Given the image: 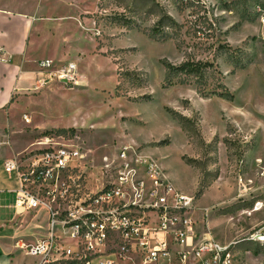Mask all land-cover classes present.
I'll return each instance as SVG.
<instances>
[{
	"label": "rangeland",
	"instance_id": "1",
	"mask_svg": "<svg viewBox=\"0 0 264 264\" xmlns=\"http://www.w3.org/2000/svg\"><path fill=\"white\" fill-rule=\"evenodd\" d=\"M19 1L44 18L36 23L46 32L44 45L34 46L36 61L73 62L81 79L12 99L0 113V131L10 134L1 138L0 154L8 158L12 150L24 161L43 136L83 140L79 170L86 188L97 190L110 176L101 158L111 160L129 144L194 197L199 237L236 242L239 264H264V244L244 240L264 229V13L255 11L264 0H153L178 25L175 39L166 40L148 36L157 17L143 12L152 3H140L136 28L128 30L112 20L124 10L108 0ZM221 44L229 51L218 52ZM228 53L244 68L233 70ZM184 57L211 62L232 100L202 97L192 85L162 88L161 61ZM179 116L194 122L189 133ZM19 224L31 232L36 225L29 215Z\"/></svg>",
	"mask_w": 264,
	"mask_h": 264
},
{
	"label": "built area",
	"instance_id": "2",
	"mask_svg": "<svg viewBox=\"0 0 264 264\" xmlns=\"http://www.w3.org/2000/svg\"><path fill=\"white\" fill-rule=\"evenodd\" d=\"M255 9L264 13V8ZM36 67L39 77L33 89L52 82L74 86L81 79L73 62L42 59ZM22 120L29 123L26 115ZM55 139H37L38 148L24 161L1 160L3 173L17 182L13 209H41L45 215L44 236L14 242L33 264H239L233 252L236 242L199 237L194 197L178 192L136 148L121 145L113 159L102 157L109 180L88 190L79 170L83 140ZM244 240L264 244V229Z\"/></svg>",
	"mask_w": 264,
	"mask_h": 264
},
{
	"label": "crops",
	"instance_id": "3",
	"mask_svg": "<svg viewBox=\"0 0 264 264\" xmlns=\"http://www.w3.org/2000/svg\"><path fill=\"white\" fill-rule=\"evenodd\" d=\"M37 11V7L28 8L25 2L0 0V113L6 112L12 106V99H19L28 93L27 91H33L35 81L39 77L33 51L34 46L39 42L44 45L46 32L36 24L37 21L44 19L41 16L37 17ZM57 43L58 41L53 43L54 46H58ZM57 51L58 48L54 50ZM9 135L2 129L0 140ZM11 152L13 153L11 156H14L15 153L12 150ZM3 157L6 156L0 154V264H31L34 259L17 252L14 242L17 237L33 241L44 236L45 215L41 209L21 213L13 209L17 182L12 176L3 173L1 168ZM163 176L171 183L170 177L165 174ZM172 186L178 192L186 194L173 184ZM25 215H29V220H34L36 223L32 232L30 228L23 229L19 224L20 219ZM17 218H19L18 222H16ZM31 236H33L32 240L29 239ZM206 237L210 236L206 235Z\"/></svg>",
	"mask_w": 264,
	"mask_h": 264
},
{
	"label": "trees",
	"instance_id": "4",
	"mask_svg": "<svg viewBox=\"0 0 264 264\" xmlns=\"http://www.w3.org/2000/svg\"><path fill=\"white\" fill-rule=\"evenodd\" d=\"M108 1L116 8L124 10L123 13L128 14H115L116 18L112 19L116 21V23H120V25L125 26L128 30L136 28V26L132 25L134 22L132 19L133 17H136L137 13H139V9L141 8L140 3H152L153 6L147 8V10L143 12L144 14L157 17L151 29V33L148 36L150 38L158 37V39L161 40L170 38L175 39V30L178 25L166 12L162 10L159 4L155 3L153 0ZM164 29H170L171 33L164 32ZM229 49V46L226 44H221L217 47L218 52H228ZM227 59L229 60L230 64H232L233 70L242 69L245 66V64H243L238 58H234L230 53H228ZM161 64L164 69V78L161 85L162 88L172 85H192L194 86L196 93L202 97L207 98L209 96H216L228 101L232 100V95L227 91L225 86L221 84L219 79L216 78V76L219 74L211 62L195 60L191 57H184L179 64H171L166 60H162ZM135 73L136 72H124L123 76L128 78L130 76L134 77ZM140 74L144 75L143 72ZM146 99L149 100V98ZM177 120L182 130L189 133V129L194 124V122L183 116H179Z\"/></svg>",
	"mask_w": 264,
	"mask_h": 264
}]
</instances>
